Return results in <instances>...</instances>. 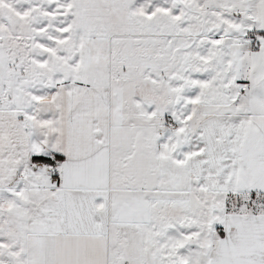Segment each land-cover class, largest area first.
I'll return each instance as SVG.
<instances>
[{
    "label": "snow or ice",
    "instance_id": "1",
    "mask_svg": "<svg viewBox=\"0 0 264 264\" xmlns=\"http://www.w3.org/2000/svg\"><path fill=\"white\" fill-rule=\"evenodd\" d=\"M0 264H264V0H0Z\"/></svg>",
    "mask_w": 264,
    "mask_h": 264
}]
</instances>
